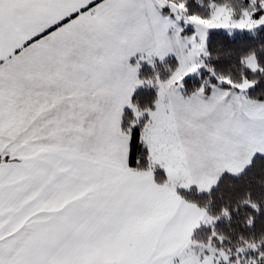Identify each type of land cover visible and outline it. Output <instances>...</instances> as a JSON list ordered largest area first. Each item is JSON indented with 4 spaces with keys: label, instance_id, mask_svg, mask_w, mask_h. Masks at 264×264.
I'll return each instance as SVG.
<instances>
[{
    "label": "snow or ice",
    "instance_id": "6c2138e0",
    "mask_svg": "<svg viewBox=\"0 0 264 264\" xmlns=\"http://www.w3.org/2000/svg\"><path fill=\"white\" fill-rule=\"evenodd\" d=\"M0 264H264V0H0Z\"/></svg>",
    "mask_w": 264,
    "mask_h": 264
}]
</instances>
